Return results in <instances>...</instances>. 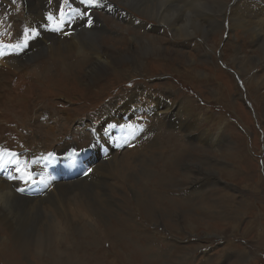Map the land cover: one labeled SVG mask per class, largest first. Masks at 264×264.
I'll return each mask as SVG.
<instances>
[{
	"label": "rangeland",
	"instance_id": "374dc122",
	"mask_svg": "<svg viewBox=\"0 0 264 264\" xmlns=\"http://www.w3.org/2000/svg\"><path fill=\"white\" fill-rule=\"evenodd\" d=\"M24 1L13 3L12 0H5L2 4L0 0L1 9L10 13L14 9L10 17L18 28L15 37L20 44L26 40V46L18 49L19 54L22 53V61L27 60L28 53L50 48L59 42L58 31L64 29L55 11L48 13L49 7L43 9L39 0H34L33 4ZM112 1L137 19L128 20L109 9L103 10L96 0L89 5L87 0L70 1L67 10L73 15V20L79 14L83 16L84 9L93 7L103 17L105 23L98 32L101 36L98 39L105 51L119 57L117 66L114 69L102 68L101 74L93 76L89 72L90 61L94 59L93 50H86L85 53H78L80 51L76 49H71L74 50L72 52L66 50L61 58H54L46 51L39 52L32 58V65L25 67L27 79L34 89L25 106L20 105L25 86L16 80L17 76L13 75L9 80L0 76V144L19 148L23 141L32 150L35 146L42 151L53 147L60 152L74 144L86 145L91 147L89 157L96 162L94 156L107 158L110 148L100 142V137L94 139L88 128L89 120L90 124L96 125L102 118L99 125L104 129L105 121L106 125L113 124L106 120L104 114L107 112L117 110L125 102L128 106L142 104L136 110L141 113L136 116L145 121L134 118L142 124V128L138 129L144 131V123L154 119L153 114L146 113L153 105L151 95L160 96L169 104L176 102L181 109H188L194 116L193 130L189 133L182 131L176 126L178 123L174 122V118L173 126L165 125L159 136L153 130L158 139L147 148L161 150L154 154L155 161L144 158V165H140L132 155L137 153L140 145H144L142 138L131 153L125 148L132 147H127L128 142L122 140L113 151L122 156L120 160L131 162L132 166L131 169L125 168L129 173L124 176L111 174L107 167L111 186L118 188L97 187L111 198L107 205L90 217L86 213L82 219L75 217L81 207L69 208V212L62 217L57 215L61 224L54 228L56 231L51 234L54 241L49 239L52 242L45 244V252L39 251L38 254L33 241L28 242L30 247L24 253L6 249V241H2L14 239L15 231L6 227L0 216L3 222L2 225L0 223V264H93L85 251L98 248L109 249L99 257V264H174L175 260L183 258L182 264H264V112H261V109L264 111V64L255 67L246 76L241 73L244 77L233 67V44L236 40L237 48H243L239 39H247L248 35L238 27L233 28V16L230 15L233 13V0L226 4L222 13L216 12L223 15L217 24H212L217 25V29L211 30L207 37L195 36L190 37L191 40L179 37L176 30L163 24L162 30L160 27L154 30L151 26L158 23L142 16L138 8L136 11L125 6L122 0ZM199 1L204 0H175L174 4L181 6L185 16L204 12L203 15L211 14L201 11L206 9H197ZM49 16L53 19L49 20ZM198 19L204 21L202 17ZM25 29H28L27 37ZM46 35L51 36L52 42L44 38ZM134 35L144 39L152 35L159 38L157 56L150 58V51L147 59H135L134 53L139 48ZM214 38H219V42ZM212 39L216 45L209 43ZM245 43L248 44V41ZM205 46L211 48L209 54L204 53ZM248 47L250 56L256 54L253 52L255 45ZM146 49L150 50L149 47ZM177 52L187 53V57ZM121 54L127 58L122 59ZM1 62L0 68H3ZM254 74L262 76L261 86L248 83ZM139 100L142 103L137 104ZM160 111L154 110L153 113ZM123 114L125 112L116 114V118L123 119ZM184 117L189 118L188 115ZM112 128L109 133L113 142L122 136V130L115 123ZM164 135H168V139L162 143ZM170 136L179 140L178 145ZM164 147L172 160L161 161ZM176 152L181 153L175 155ZM84 154L81 150L77 159L74 156L70 161L60 159L63 166L70 170V175L52 172L53 176L69 183L79 171V165L87 169L82 164ZM113 158L119 157L115 155ZM169 166L173 167L170 172L167 171ZM98 172L91 171L87 177L77 178L66 188L81 196L78 187L85 185L93 188L90 178L100 174ZM170 174L172 178L168 176ZM44 182L42 185L46 189L38 195L50 188ZM10 190L16 194V190ZM45 203L44 200L43 207ZM20 212L18 217L22 218L25 211L21 208ZM0 214L3 213L0 211ZM103 214L106 217L101 222ZM187 214L213 224L214 228L212 226V230L208 231L203 226L200 236L198 233L190 234L184 226L183 218ZM38 220L40 230L46 228L47 221ZM169 220L175 227L167 224ZM222 222H227L228 226ZM83 234L87 235L83 237ZM33 236L36 238L35 234L30 238Z\"/></svg>",
	"mask_w": 264,
	"mask_h": 264
},
{
	"label": "bare ground",
	"instance_id": "6f19581e",
	"mask_svg": "<svg viewBox=\"0 0 264 264\" xmlns=\"http://www.w3.org/2000/svg\"><path fill=\"white\" fill-rule=\"evenodd\" d=\"M3 1L5 0H2V2ZM25 1L26 3H30V4L34 3V0H25ZM39 1H40V6L43 9H45V7L46 8L49 7L48 13L55 11L58 14L60 0H53L52 3L49 0L48 1L39 0ZM70 1H74V0H69V2ZM96 1L99 2L98 4H100V8L103 10L109 9L110 11L109 7L111 5H114V10L112 12L116 13L118 16L127 17L128 20L137 19L132 14L130 15V13L127 12L125 9L116 6L115 2H113L112 0H96ZM230 1L231 0H204L203 2L199 1V4H197L198 5L197 9H206V10H201V11H209L211 14L203 15L205 14L204 12L203 14L201 13H198V15L188 14L186 16L183 14L182 12L183 10L181 6L179 7L174 4L175 0H122V3L125 6L136 9V11L138 8L141 11L140 14L142 16L155 20L158 24L152 25L151 26L152 29L157 30L159 29L158 27H160V29L162 30V24H163V26L172 27L174 31L176 30V35H178L179 37L180 36L188 37V39L187 38L186 39L191 40L190 37H195V36L207 37L208 33L211 30L215 28L217 29L218 28L217 25H212V24H217V22H219L220 16L222 17L223 15H218V13L216 12L220 11L222 13L226 4ZM21 2H23V0H21ZM196 3L198 2L196 1ZM87 4L89 5L90 3L87 2ZM55 6H56V9H54ZM7 7L9 6L7 5ZM85 11H86L85 9L82 11L83 16H80L79 14L78 17L74 20H73V15L67 14L65 16L64 21H60L64 29L58 31L57 37L60 39L59 42L55 43L50 48L44 47L40 51L28 53L26 56L27 57L26 61L21 60L22 53L19 54L18 49L13 48V47H0V60L2 61L1 63L3 67V68H0V76L3 77V79L5 80H9V78H12L13 75H16L17 76V77L15 76L16 80L18 81L20 80L21 81L20 84L25 86L24 88L25 93L23 92L24 94L22 95V98H20L22 102V103L20 102V105L22 104V106H25L28 100H30L29 97L33 95L32 90L34 89H33V86L30 85V82L27 79L25 67L32 65L31 64L32 58L35 57V54L39 52L46 51L50 56L53 54L54 58H57V57L61 58V55L64 54L63 52L66 50H70L69 52H72L74 50L71 51V49H76L80 51L78 53H82L86 50H93L94 59L93 61H90V68H89V72L93 76H97L98 74H101L102 68L110 67L114 69L117 66V60H119L118 59L119 57L111 55L110 53H108V51H105L103 44L98 39L99 37L98 32L101 30V26H103V24L105 23V21L103 20V17L98 12H95L93 10L94 14H92L93 12L91 13L90 20H89L90 23L89 21L85 23ZM13 12H14V9L11 13H9L8 11L1 9L0 7V34H1L0 43L1 45L20 44V42L14 35L15 31L18 30L16 22L12 20L10 17L13 14ZM126 14H129V15L127 16ZM76 15H77V12L75 13L74 16ZM230 15L233 16V28L238 27L243 32L248 33L246 37L247 39H242V38L239 39V40H242L243 48L238 49L236 46L237 44L235 45L236 43V40H235L233 44L235 53L233 54V59H231L233 61V67L234 68L236 67L240 74L242 73L246 76L247 73L251 72L255 67L257 66L259 67V65L264 64V0H233V13L231 12ZM199 17H202L204 21L203 22L200 21L198 19ZM68 19H72V20L68 23L66 22V20ZM146 23L148 24L149 22L146 21ZM146 27H149V26L146 25ZM66 28H72L73 30L67 33L68 36L66 35V31L68 30ZM134 36H135L134 37L135 41L139 48L138 52L134 53L135 59H139L142 61L144 59H147L146 56L147 54L150 53V51H151L150 58L157 56L156 50L159 49L158 48L159 41H160L159 38L153 35L150 36V38L145 37V39L140 38V37L138 38L137 35H134ZM44 38L49 40V42H52V38L50 35H46ZM238 38H240V36ZM22 39L23 38L20 35V40ZM214 39L216 40V42L219 40V38H214ZM246 40L248 41V44L245 43ZM209 43L212 45L217 44L214 42L213 39L210 40ZM209 43H206V45H209ZM34 45H37V44H34ZM252 45H255L253 52L256 54H252L250 56L248 46L251 47ZM147 47H149L150 50L146 49ZM211 51H212L211 48L208 49L205 46L204 53L209 54ZM69 52H66V53H69ZM177 53L180 55H184V57H187L186 56L187 53L186 54L180 53V52H177ZM121 56H123L122 59L124 60L127 58V56H124L122 54ZM160 56H162V53L160 54ZM179 59H182V58H179ZM261 77L258 74H254L251 77L252 79L251 82H249L248 80V83L250 85L261 86V82H260V80L262 79ZM25 80H27V82ZM241 83L243 84L242 81ZM150 97H152L153 105L148 108V112L146 113L150 114V113H153L154 110L158 111L160 109L161 114L153 113L152 116L154 117V119L150 120V122L148 123H144L146 124V129L144 131H140L138 129L140 127L142 128V124L141 125L140 123L139 125L137 124L138 121L135 120V118L133 117V114L130 112L131 106H128V103L126 102L124 106H119L117 110H112L114 111L115 114H112V111L106 113L108 115L106 120L111 121L113 124L114 123L118 124L119 126H121V130H122L121 131L122 136H119V138H115L113 142H112V138H108V136H110L109 131L112 132L113 130L112 128L113 124L110 125V123H108L106 125L107 122L105 121L106 127L104 129H101L100 125L96 127L95 125L90 124V120H89L88 128L90 129L91 133L93 135L99 136L102 143L107 144L110 150L108 151L107 158H105L106 160H101L103 158L99 159L97 156L96 157L94 156V158L96 159V162L94 161V159H91L90 161L91 164H86L87 170H90V172L94 170H97L100 172V174L94 175L90 178V180L94 184L93 188H88L85 185H80L78 187L81 194L87 196L86 198H84L85 196L83 197L82 195L78 196L77 193L74 191L69 192L70 189L68 190L66 188L68 184L73 183L74 180H76L77 178H81V176H79V171L72 177V180L69 183H64V182L59 181L53 176L52 172L48 169L46 164H44L43 162H37L35 164V169L41 171V176H40L41 179L40 177H38V179L40 180L39 181L40 183L38 184V188H39L38 194L41 193L43 189H46L42 185V183L43 184L45 183L44 181H46L50 186L49 190H47L46 192L38 196H33V195L23 196V195L18 194L17 192L15 194L13 191L10 190V189L15 190L14 184L11 182H8L7 180L3 179L0 176V211L1 213H3V214H0L1 220L5 223L6 227H8L10 230L15 231L14 239H10V240L4 239L2 241V243L6 241V247H5L6 249H9L15 253H24L25 250H28L30 247L28 242L33 241L36 243L35 246H36V250L38 251V254L40 253L39 251L45 252L47 249V247H45V244L48 245V243L54 241L53 240L54 237L51 234L53 233V230L56 227V225L60 223V220L57 215H60L59 217H62L66 212H69V208L81 207L79 210V213L77 212V215H75V217H79L82 219V217H84L83 215H85L86 213H88L90 217L92 214L97 213L99 210H102L103 206L104 205L106 206L107 202H109L111 198L105 193V191L101 189H97V187L104 186V187H108L111 189L117 188L116 186H111L110 184L111 177L109 176V173L106 170L107 167H108L109 172H111V174L113 175L118 174L117 176H124L126 173H129L125 170V168L131 169V166H132L131 162H128V161L126 162L124 159L120 160V158L122 159V156L118 152L116 153L113 151V148H115V146L116 148L120 146L119 144L122 140L124 142H128V145H127L128 147L129 145H131V142H133V140L137 139L135 141L137 144L138 140L142 138L143 140L142 144L145 142L144 145H140L137 153L132 154V155L135 160L140 162V165L141 164L144 165V158H146L147 160H150V159L153 160V158L155 157L154 154H158L159 151L161 150V148L159 150L157 149L150 150L147 148V146L157 141L158 139L157 135L159 136V131H163L165 125L169 124L170 126H173V120H172L173 118H174V122L178 123V125L176 126L182 129V131L184 130V132L187 131V133H189L193 130L192 121L194 120L193 119L194 116L192 117L188 109H185L184 107L181 109L178 103L176 102L169 104L167 103V101L164 100V98L160 96L151 95ZM138 108H140V106H138ZM121 112H125V114L123 115H125L126 117L129 116L127 121H124L122 118L120 119L116 118V114H120ZM261 112H264V111H262L261 109ZM138 113H141V112L138 111L137 114ZM174 115L176 117H174ZM187 115L189 116V118L184 117ZM128 121L131 124H133L132 125L133 127L136 128V132H137L136 134L132 133V128H131V125L127 123ZM52 124L55 125V123H52ZM95 129H99L100 131H96ZM153 130L157 131V135L153 132ZM170 137L175 139L173 136H170ZM167 139H168V135H164L161 138V142L165 143ZM178 141L179 140L175 139L174 144L178 145ZM169 143L171 144V142L167 141V144ZM136 144L134 145V147H136ZM174 144H171V145L174 146ZM7 146H10L9 148L12 149L10 144H8ZM134 147L132 149L131 148H125V149H128L127 152H130L131 150L134 149ZM40 151H42L40 147L35 146L33 148L34 154H37ZM180 153L181 152H176L175 155L180 154ZM115 155H117L119 158H115L114 160L113 157ZM85 156H86V153L83 155V157ZM166 160L167 161L172 160V157L168 158L167 148L164 147V152H163V156L161 157V161H166ZM153 161H155V159ZM59 162L62 164L63 161L59 160ZM91 166H92V169L90 168ZM80 167L81 165H79L78 170ZM138 168L139 167L137 166V170ZM172 169L173 167L169 166L167 171L170 172L172 171ZM159 172H163V171L159 170ZM168 176L170 178L173 177L172 174ZM14 181L16 185H18V187H21V185L25 183L24 180H20L19 178L15 179ZM44 194L45 196H43ZM44 200L46 201L45 203L46 206L43 207ZM21 208L25 212L23 216H21L22 218H19L18 215H19ZM2 209H5L6 212ZM105 217L106 215L103 214L101 222L104 220ZM38 218H41L42 220L44 219L47 221L45 223L46 228H43L42 230H40L39 225H38L40 224L39 223L40 219L38 220ZM183 219L185 223L184 226L185 228L189 229L190 234L196 235L198 233V235L200 236L199 231L201 230L203 226L205 227V230H208V231L212 230V226L214 228L213 224L204 222L203 220L197 217H194V215L193 216L188 215V214L184 215ZM2 221H0V223ZM167 224L170 227H175L173 223L171 222V220H169ZM223 224L224 226H228L227 222ZM33 234H35L36 238L34 236L30 238V236ZM43 234H44V240L42 239ZM85 235L87 234H83L82 236L85 237ZM206 236H209V235H206ZM49 239H52V241H50ZM9 245L11 246V249ZM43 247H45V250L43 249ZM107 251H109L108 248H105V249L98 248L95 250H87L85 251V253L90 257V259H92L90 263L99 264L98 263L99 257L103 255L104 253H106ZM110 251H113V250H110ZM183 259H180L177 261L175 260L174 264H182Z\"/></svg>",
	"mask_w": 264,
	"mask_h": 264
},
{
	"label": "snow or ice",
	"instance_id": "6c2138e0",
	"mask_svg": "<svg viewBox=\"0 0 264 264\" xmlns=\"http://www.w3.org/2000/svg\"><path fill=\"white\" fill-rule=\"evenodd\" d=\"M87 2L88 3H92L93 0H87ZM13 3H15V0H13ZM65 3H67V0H65ZM61 14L62 15H65V13L63 12V9H61ZM48 19L49 20H52L53 17L49 16ZM27 35H28V29H25V37H27ZM24 46H26V40H25V42L23 44H17V45H0V47H13V48H16V49L22 48ZM9 155L12 156V157H15L16 156L15 153H10ZM26 175H28L29 179H31V174L26 173Z\"/></svg>",
	"mask_w": 264,
	"mask_h": 264
}]
</instances>
